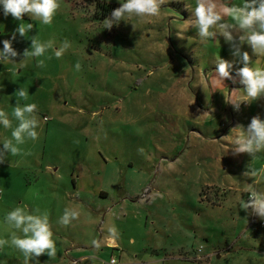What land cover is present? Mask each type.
Returning a JSON list of instances; mask_svg holds the SVG:
<instances>
[{
  "label": "rangeland",
  "instance_id": "obj_1",
  "mask_svg": "<svg viewBox=\"0 0 264 264\" xmlns=\"http://www.w3.org/2000/svg\"><path fill=\"white\" fill-rule=\"evenodd\" d=\"M60 2L50 25L27 14L22 21L5 16L0 5V51L15 33L18 52L12 62L0 61V109L11 119L23 87L40 120L39 139L20 146L27 154L5 153L0 163V238L10 239L12 231L5 213L26 205L48 211L57 246L54 258L44 254L31 264H264V226L251 224L250 209L240 208L247 190L204 186L216 176L180 157L202 149L197 131L217 136L208 133L205 114L190 110L191 99L209 108L216 100L211 90L243 93L238 77L215 79L218 57L233 62V76L243 67L233 46L222 36L203 41L186 23L195 20V0H166L158 17H128L110 30L103 20L123 0ZM20 23L34 27L22 37ZM35 36L54 48L21 66ZM64 41L70 46L57 59ZM239 47L250 66L264 68V57L246 43ZM234 125L247 129L238 114ZM5 137L11 129L0 125V150ZM65 208L79 218L61 226ZM22 262L14 247L0 249V264Z\"/></svg>",
  "mask_w": 264,
  "mask_h": 264
},
{
  "label": "clouds",
  "instance_id": "obj_2",
  "mask_svg": "<svg viewBox=\"0 0 264 264\" xmlns=\"http://www.w3.org/2000/svg\"><path fill=\"white\" fill-rule=\"evenodd\" d=\"M166 0H123L121 6L114 9L110 16L103 20L104 29H111L113 25H119L128 17L147 18L158 17L161 14V5ZM195 20L186 21L193 24L198 30V36L203 41L216 40L222 36L225 42L233 46V55L240 57L243 67L236 69L235 76L232 75L233 62L216 59V82L222 84L225 79L232 80L243 85V99L228 100L235 110H239L240 102L254 101L264 97V68L250 66L251 58L247 51L241 53L239 45L247 44L251 47L253 54L264 57V0H241L240 3H227L225 0H195ZM5 16L11 15L16 20H23L25 14L31 19L40 21L43 25H50L61 7L60 0H0ZM32 23H20L16 32L20 36H26L33 29ZM15 33L12 40H15ZM12 40L5 39L3 50L0 51V61L12 62L11 58L18 55L12 46ZM238 40V43H237ZM69 42L64 41L54 54L57 59L61 58L68 49ZM52 41L41 42L37 37L31 41V49H25L21 66H26L29 61L45 56L49 49H53ZM50 58V57H49ZM37 66L43 67L44 60L37 59ZM80 70V63L75 65ZM13 75L16 69L10 70ZM239 90V89H236ZM16 105L9 113L0 109V125L4 129H11V137H5L2 141L3 149L0 150V163L4 160V154L11 156H22L24 153L21 145L28 140L33 142L39 139L38 128L40 120L36 114L38 106L35 103H27L29 92L21 87L15 92ZM24 101L25 103H21ZM16 121L13 127L12 120ZM237 128L242 134L235 138V153H247L253 158L264 153V119L255 116L251 119L247 129L243 126ZM236 129V128H235ZM245 176L264 177V167L250 169L244 173ZM247 192L250 194L247 201L241 200L240 208L264 220V192L256 190L248 185ZM79 218V212L65 208L63 215L58 218L57 223L61 226H68L73 220ZM4 222L9 229L10 239L0 238V249L5 246L14 247L23 256L22 264H31L38 261L41 255L46 254L50 259L57 255L56 241L51 230L49 213L36 208L29 211L26 205L16 206L7 211L4 215ZM116 234L114 228L109 230ZM19 233V234H18ZM94 249L100 248L96 239L90 241Z\"/></svg>",
  "mask_w": 264,
  "mask_h": 264
},
{
  "label": "crops",
  "instance_id": "obj_3",
  "mask_svg": "<svg viewBox=\"0 0 264 264\" xmlns=\"http://www.w3.org/2000/svg\"><path fill=\"white\" fill-rule=\"evenodd\" d=\"M235 92V90H227L225 87L211 90V95L216 100L209 108L202 107L197 101L194 103V100L191 99L190 110L194 111V113L205 114V119L208 118V123L210 124L208 125V133L217 136L206 137L197 131L195 133L196 143L200 144L202 149L196 153L185 151L181 153L180 157L192 160L193 163L197 162L198 166L208 168L210 174L216 176V179L204 182V186H214L217 190L236 194L247 189L248 185H252L256 190L264 192V184H261V178L263 177L244 175L250 169L264 167V153L258 154L253 158L247 153L234 152L235 138L242 134V131H239L236 128L237 126L234 125V114L241 115L242 119L247 122V126L255 116L264 119V97L251 102L242 101L246 105L242 106L240 112L237 113L233 112L234 107L228 100L243 99V93L235 94ZM224 128L225 130H223ZM219 133L225 134L218 136ZM188 146H190L189 143L186 144V147ZM185 174H187V171H185ZM229 198L230 196L228 195L223 203ZM261 221L264 220L260 219ZM105 245L110 246L111 244L106 243Z\"/></svg>",
  "mask_w": 264,
  "mask_h": 264
},
{
  "label": "built area",
  "instance_id": "obj_4",
  "mask_svg": "<svg viewBox=\"0 0 264 264\" xmlns=\"http://www.w3.org/2000/svg\"><path fill=\"white\" fill-rule=\"evenodd\" d=\"M245 105H246V103L242 102V103H240L239 110L238 111L235 109L234 110L238 113V112H240L242 106H245ZM249 195L250 194H248L246 201L248 200ZM250 212H251V209H250ZM251 224L258 225V226L262 227V226H264V221L258 222V216L252 214V212H251Z\"/></svg>",
  "mask_w": 264,
  "mask_h": 264
},
{
  "label": "trees",
  "instance_id": "obj_5",
  "mask_svg": "<svg viewBox=\"0 0 264 264\" xmlns=\"http://www.w3.org/2000/svg\"><path fill=\"white\" fill-rule=\"evenodd\" d=\"M104 7H106V6H104Z\"/></svg>",
  "mask_w": 264,
  "mask_h": 264
}]
</instances>
